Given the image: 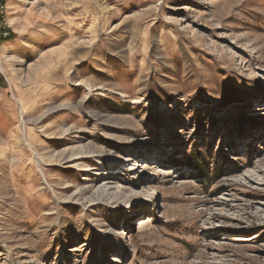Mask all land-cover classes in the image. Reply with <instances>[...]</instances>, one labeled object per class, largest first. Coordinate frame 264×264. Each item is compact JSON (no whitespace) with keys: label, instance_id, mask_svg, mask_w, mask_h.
Listing matches in <instances>:
<instances>
[{"label":"rangeland","instance_id":"obj_1","mask_svg":"<svg viewBox=\"0 0 264 264\" xmlns=\"http://www.w3.org/2000/svg\"><path fill=\"white\" fill-rule=\"evenodd\" d=\"M0 75V264H264V0H8Z\"/></svg>","mask_w":264,"mask_h":264},{"label":"built area","instance_id":"obj_2","mask_svg":"<svg viewBox=\"0 0 264 264\" xmlns=\"http://www.w3.org/2000/svg\"><path fill=\"white\" fill-rule=\"evenodd\" d=\"M7 3H8V0H0V21L3 19L4 15L6 14ZM3 35L4 37L7 36L6 33H4Z\"/></svg>","mask_w":264,"mask_h":264},{"label":"trees","instance_id":"obj_3","mask_svg":"<svg viewBox=\"0 0 264 264\" xmlns=\"http://www.w3.org/2000/svg\"><path fill=\"white\" fill-rule=\"evenodd\" d=\"M10 40H13V37H10L8 39H4V42L10 41ZM2 83H3V79H2V77L0 75V84H2Z\"/></svg>","mask_w":264,"mask_h":264}]
</instances>
